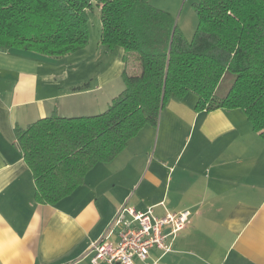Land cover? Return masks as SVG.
<instances>
[{"label":"crops","instance_id":"0c3cea01","mask_svg":"<svg viewBox=\"0 0 264 264\" xmlns=\"http://www.w3.org/2000/svg\"><path fill=\"white\" fill-rule=\"evenodd\" d=\"M101 29L63 57L0 50V264H94L89 248L124 204L192 213L173 251L154 248L136 264H264V138L242 108L196 110V94L171 98L157 126H144L71 194L36 200L16 127L109 107L125 88V50L103 43ZM87 62L88 74L80 68ZM129 71H139L137 62Z\"/></svg>","mask_w":264,"mask_h":264},{"label":"trees","instance_id":"16d2710c","mask_svg":"<svg viewBox=\"0 0 264 264\" xmlns=\"http://www.w3.org/2000/svg\"><path fill=\"white\" fill-rule=\"evenodd\" d=\"M0 0V50L63 57L90 39L89 11L100 8L101 41L123 47L125 88L102 113L51 116L16 137L36 183V200L56 203L115 159L146 125L157 126L171 99L197 95L196 110L242 108L264 138V0H196L198 25L187 38L151 0ZM137 62L139 71L129 67ZM226 73L235 75L225 95Z\"/></svg>","mask_w":264,"mask_h":264},{"label":"built area","instance_id":"2783aa9c","mask_svg":"<svg viewBox=\"0 0 264 264\" xmlns=\"http://www.w3.org/2000/svg\"><path fill=\"white\" fill-rule=\"evenodd\" d=\"M191 215L189 209H183L159 216L154 206L139 211L124 204L116 211L106 233L92 242L91 260L94 264H136V258L147 260L154 248L163 254L171 252L175 238L186 228ZM113 234H117V242L111 240ZM148 264L160 263L155 260Z\"/></svg>","mask_w":264,"mask_h":264},{"label":"rangeland","instance_id":"374dc122","mask_svg":"<svg viewBox=\"0 0 264 264\" xmlns=\"http://www.w3.org/2000/svg\"><path fill=\"white\" fill-rule=\"evenodd\" d=\"M195 1L196 0H151L154 6L171 13L177 20L180 28L182 30L184 29L183 32L186 37L190 39L193 37L198 25V16L193 6ZM89 17L91 38L92 40H95L98 29L101 25V14L97 6L93 10L89 11ZM86 54H88V51ZM86 57H88V55ZM80 68H84L88 74V62L85 67ZM234 78L235 75L233 73H226L220 83L217 93L219 95H225L231 87ZM190 96H195V93L190 92Z\"/></svg>","mask_w":264,"mask_h":264}]
</instances>
